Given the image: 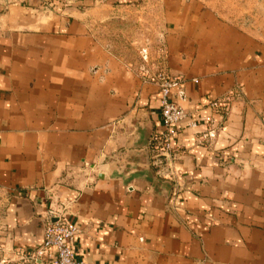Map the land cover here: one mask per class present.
I'll use <instances>...</instances> for the list:
<instances>
[{
	"label": "crops",
	"instance_id": "1",
	"mask_svg": "<svg viewBox=\"0 0 264 264\" xmlns=\"http://www.w3.org/2000/svg\"><path fill=\"white\" fill-rule=\"evenodd\" d=\"M101 1L136 48L153 23L149 53L185 79L192 117L216 98L228 114L207 143L175 125L177 191L151 164L152 71L94 28L98 1L0 0V264L42 242L50 200L87 264H264V0Z\"/></svg>",
	"mask_w": 264,
	"mask_h": 264
},
{
	"label": "built area",
	"instance_id": "2",
	"mask_svg": "<svg viewBox=\"0 0 264 264\" xmlns=\"http://www.w3.org/2000/svg\"><path fill=\"white\" fill-rule=\"evenodd\" d=\"M39 1L44 8L55 6L54 0ZM139 54L144 62L142 72L148 74L151 70V80L158 88L161 128L150 138L151 164L160 179L170 181L177 191H180L184 183L177 163L178 155L172 143L175 125L185 122L187 127L195 129L202 123L206 128L197 135V139L200 144L207 143L221 129L223 120L229 111L228 101L213 99L209 103L212 110L211 116L200 119L192 117L191 112L186 111L180 103L186 99L185 79L168 72L160 48L156 50L154 57L151 56L147 47H141ZM42 222L43 239L38 246L32 249H16L12 257H3L1 262L43 264L47 257L52 255V264H87L85 259L77 258L73 248L79 227L69 220L66 204L50 200ZM0 250L3 248L0 247Z\"/></svg>",
	"mask_w": 264,
	"mask_h": 264
},
{
	"label": "rangeland",
	"instance_id": "3",
	"mask_svg": "<svg viewBox=\"0 0 264 264\" xmlns=\"http://www.w3.org/2000/svg\"><path fill=\"white\" fill-rule=\"evenodd\" d=\"M97 1H98L97 4L94 3V5L90 7L91 12L89 13L90 22L94 26V28H97L99 30V33L103 39L106 38L111 39L110 35L116 33L117 36H114V39L118 42L119 41L124 42L123 43L124 47H126L130 51L132 57L135 59L137 54L138 57L136 59L143 62L139 54V49L141 47H147L148 50L150 51V49H154L155 46L154 43L152 42L154 40L153 31H152L153 29L151 28L153 23L148 20L141 22L144 26V31H145V37H144L145 45L142 46L140 45L138 46V48H136L137 44L133 43L134 41H136V38L132 37L133 34L131 35L129 33V30L134 27L127 25L126 22H124L125 24H121V22H119L121 16H125V15L127 16V14L122 13L118 10L115 11L111 8H108L101 0H97Z\"/></svg>",
	"mask_w": 264,
	"mask_h": 264
}]
</instances>
